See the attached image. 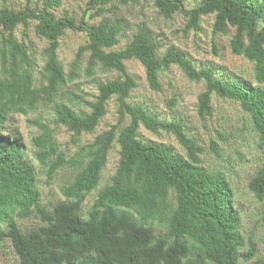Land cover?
<instances>
[{
	"label": "trees",
	"instance_id": "16d2710c",
	"mask_svg": "<svg viewBox=\"0 0 264 264\" xmlns=\"http://www.w3.org/2000/svg\"><path fill=\"white\" fill-rule=\"evenodd\" d=\"M6 1L0 6V246L9 243L15 264H238L241 260L264 264L256 258L257 246L251 239L246 251H241L240 215L223 167L210 169L202 164V143L188 133L183 121L160 118L144 105L127 101L137 83L124 64L136 59L148 89L154 92L163 91L160 73L172 65L188 80L202 81L204 89L196 96L195 110L204 122L213 115L212 95L238 105L241 120L231 128L229 123L224 131L214 129L215 137L208 139L207 147L215 157L222 158L235 127L249 130L256 146L264 147V89L259 86L264 83V0H199L192 7L185 2L195 0H153L165 19L181 13L187 20L185 31L197 29L200 17L206 15H213L214 35L232 29L230 52L252 63L256 85L246 78L217 77L210 65L197 69L172 47L159 56L158 44L143 24L122 49H111L126 27L123 19L106 16L113 7L105 6L112 0H87L79 20L67 12L56 16L63 0H39L40 8L31 7L32 0H23L24 8L17 11L9 9ZM117 1L121 5L138 2ZM94 19L98 21L90 24ZM29 21L36 22L35 34L47 42L40 68L33 52L14 37L15 28L27 27ZM65 30L82 32L87 38L67 76L57 54ZM84 52L87 77L116 73V78L97 84L88 112L73 107L71 94L64 89L78 76ZM112 97L117 122L82 143L84 135L94 133ZM176 103L170 97L168 109ZM40 107L51 111L27 119L36 129L31 139L36 166L25 155L22 139L10 133L15 116L27 117ZM61 127L69 135L63 146L55 135ZM140 127L173 136L184 154L142 140ZM113 144L118 146V160L113 174L98 189ZM239 149L234 153L242 160ZM62 169L69 172L60 174L57 182L55 175ZM43 174L45 185L56 181L59 193V198L46 204L38 186ZM248 188L255 198L264 199V166L254 173ZM26 220L34 224L22 228Z\"/></svg>",
	"mask_w": 264,
	"mask_h": 264
},
{
	"label": "rangeland",
	"instance_id": "374dc122",
	"mask_svg": "<svg viewBox=\"0 0 264 264\" xmlns=\"http://www.w3.org/2000/svg\"><path fill=\"white\" fill-rule=\"evenodd\" d=\"M87 0H63L61 6L55 10L57 17L67 12L70 16L79 20L82 11L85 8ZM199 0L185 2L186 7L197 5ZM9 9L14 11L24 8L23 0H8L4 3ZM3 5L0 0V6ZM31 7H41L39 0H32ZM112 11L106 12V16L112 18H121L125 21V30L119 36V41L111 49H122L130 40L138 25L147 26L155 42L158 44V55H162L168 48L172 47L180 50L197 69L205 66H213L215 68V76L228 78H246L251 80L253 84H257L254 80L253 66L248 60L240 55H234L229 49V39L233 34L232 29H228L226 34H216L212 32L213 15L201 16L197 29L185 31L186 19L181 13H175L172 18L165 19L158 14L157 9L153 5V0H138L137 3L127 2L121 5L117 0L105 6L112 8ZM98 19L90 20V24H95ZM35 21H29L27 27L19 24L14 30V37L18 42H23L37 62L38 68L43 65L41 56L42 49L46 46L45 39L35 34ZM86 36L82 32H74L65 30L59 40V48L57 50L58 58L62 63V68L66 76L70 70L75 54L81 45L86 43ZM87 53L81 55V61L78 65V76L69 81L64 88L71 95H68L73 101V107L83 111H89L88 103L93 102L97 94V84L116 78V73L97 72L93 77H87L84 73L86 65ZM127 72L134 77L137 86L130 93L128 102L134 104H142L160 118L169 120L173 117L183 121L188 133L194 134L205 150L200 157L202 164L210 169L223 167L230 185L233 190L234 206L238 209L240 215V232L244 238V247L242 252L246 251V242L251 239L257 246L256 258L264 260V199L258 200L248 188V182L254 173L264 166V147H258L255 139L249 130L242 131L238 127L233 130V136L229 142V147L224 149L225 153L222 158H217L207 147L209 138L215 137L213 130L219 129L224 131L241 120L242 112L236 103L229 102L211 96V104L213 115L211 118H205V122L196 115V96L204 89L202 81L195 82L188 80L182 71L175 65L162 73H160V81L162 84V92H154L148 89L142 65L136 59L125 61ZM264 89V83L259 84ZM174 96L177 100L176 107L172 110L168 109L167 101ZM67 97V96H66ZM64 97V100L67 98ZM117 106L116 101L112 97L106 105V113L100 119L93 134L83 136L82 143H86L100 133L117 122ZM50 108H38L35 112L27 117L15 116L14 127L11 128L10 135L12 137H20L24 145V152L31 163L38 166L34 158V147L32 145V136L36 133V129L27 124V119L34 118L38 115L46 116L50 112ZM125 121L122 125L126 124ZM225 126V127H224ZM224 127V128H223ZM229 129V128H228ZM139 137L147 142L168 145L174 149L177 154H184L182 147L176 142V139L166 133H152L143 127L138 130ZM58 142L63 146L67 143L69 135L64 128L55 131ZM224 146V145H223ZM225 147V146H224ZM74 151V147H70ZM240 148L241 154H244L240 160L234 153L235 149ZM118 160V146L113 144L108 152L107 162L102 170L101 178L97 188L104 185L113 174L115 165ZM232 166V169H228ZM228 169V171H226ZM68 170L62 169L55 177L57 182L60 181L59 175H67ZM38 186L42 191V202L46 204L59 198L58 186L56 181L53 185L46 186L44 183V174L38 178ZM94 196V192L91 193ZM34 223L32 220L22 221V228L30 227ZM155 232L162 230L153 228ZM16 256L8 242L0 246V264H15ZM238 264H249L246 261H239Z\"/></svg>",
	"mask_w": 264,
	"mask_h": 264
}]
</instances>
